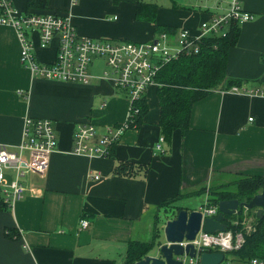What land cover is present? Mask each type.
I'll use <instances>...</instances> for the list:
<instances>
[{"label":"crops","instance_id":"obj_1","mask_svg":"<svg viewBox=\"0 0 264 264\" xmlns=\"http://www.w3.org/2000/svg\"><path fill=\"white\" fill-rule=\"evenodd\" d=\"M7 1L25 11L26 0ZM138 1L48 0L47 11L69 13L80 36L138 43L155 39V25L175 28L169 38L176 39L225 13V3L216 9L214 0H141L158 6L153 25L136 20ZM238 2L252 19L240 24L226 74L242 82L231 88L264 91V0ZM30 39L38 61L54 60L55 40L41 48L36 33ZM19 50L15 30L0 25V145L17 151L28 116L52 121L60 152L51 155L43 175L26 173L22 198L0 211V264H123L127 244L149 241L155 219L171 209L163 202L175 199V206L194 209L200 204L195 196L206 199V190L197 192L208 183L219 186L237 174L264 176V96L214 90L192 105L188 128L173 132L158 150L159 107L150 87L143 125L125 131L112 156H77L67 153L77 125L90 122L101 135L125 122L128 100L102 78L101 61L90 67L95 79L89 84L49 81L20 64ZM126 162L148 166V174L114 175L115 166ZM81 220L87 228L81 229ZM7 229L18 236L7 237Z\"/></svg>","mask_w":264,"mask_h":264},{"label":"built area","instance_id":"obj_2","mask_svg":"<svg viewBox=\"0 0 264 264\" xmlns=\"http://www.w3.org/2000/svg\"><path fill=\"white\" fill-rule=\"evenodd\" d=\"M217 4L225 3V13L212 16L209 21L201 22L196 33L182 30L176 39H170L166 33H160L149 42H114L78 35L71 22L69 13L27 14L17 11L11 2L0 0V25L12 27L17 35L20 51L19 62L27 68L33 77L66 83L89 84L95 77L90 67L101 61L105 67L102 78L111 81L115 91L124 96L129 103L125 122L117 126L106 127L101 135L96 133L90 122L77 125L72 135V145L67 153L77 156L107 158L110 148L118 142L128 126L136 110L134 104L146 96L150 87L157 86L156 76L159 69L178 56L195 55L199 52L204 39L211 36L224 35L231 23L238 25L248 22L252 15L245 11L238 0H214ZM73 3L76 0H72ZM36 33L41 48H47L56 41V52L52 62L38 61L33 53L30 35ZM232 92H242L264 96V91L231 88ZM164 142L161 136L155 148L161 150ZM55 152H60L56 132L50 119L25 117L21 133V141L17 151H9L0 145V195L10 208L22 198L25 191L23 180L26 173L43 175L49 159ZM10 178V179H9ZM89 178L99 180L98 175ZM217 205L208 202V194L204 202L196 208L205 218L218 214ZM81 229L89 225L86 220L79 223ZM244 242L242 233L231 230L215 234L204 233L201 227L194 239L178 243L185 248L191 245L194 257L186 254L177 257L182 264H199L203 252H219L225 255L238 250ZM225 264H230L226 262ZM246 264H264L263 259L253 258Z\"/></svg>","mask_w":264,"mask_h":264},{"label":"trees","instance_id":"obj_3","mask_svg":"<svg viewBox=\"0 0 264 264\" xmlns=\"http://www.w3.org/2000/svg\"><path fill=\"white\" fill-rule=\"evenodd\" d=\"M158 6L155 3L137 2L135 18L137 21L155 24ZM48 0H26L25 13L47 14ZM175 28L167 26H154L155 36L160 33L174 34ZM240 25L231 23L224 35L207 37L201 43L200 50L195 55L182 54L165 63L156 76L157 86L155 96L158 101L159 119L158 127L164 141H168L173 132H182L188 128L189 116L192 105L217 89H229L232 86L241 85L240 80L232 79L226 74V58L228 51L237 43ZM152 88V87H151ZM148 92V91H147ZM135 114L129 129H138L143 125L148 113V100L143 97L134 104ZM115 144L109 150V156L114 153ZM133 162L121 163L113 169V174L118 177L131 178L137 172L148 174L149 168ZM264 185V176H241L229 185L211 187L208 194V202L217 205L219 201L237 199L239 202H248ZM204 187L197 193L204 192ZM178 199V198H177ZM175 199L163 202L161 206L176 208ZM160 206V207H161ZM10 208L3 202L0 195V211ZM242 209H238L235 215L226 216L227 230L233 233L242 231L240 222L243 219ZM250 213L251 210H246ZM252 232L243 234L244 242L238 250L228 253L230 264H246L250 259L264 260V215L258 218L253 214ZM232 219L238 221L237 225L230 223ZM159 222L155 219L151 239L147 242L130 241L127 244L125 260L123 264H134L142 260L153 248L159 232ZM18 233L13 229L6 230V236L13 238Z\"/></svg>","mask_w":264,"mask_h":264},{"label":"water","instance_id":"obj_4","mask_svg":"<svg viewBox=\"0 0 264 264\" xmlns=\"http://www.w3.org/2000/svg\"><path fill=\"white\" fill-rule=\"evenodd\" d=\"M218 214L215 217L201 219V214L196 208L176 207L166 210L161 214L164 222H161L164 244L158 246L155 256L147 254L142 260L134 264H182L177 258L186 254L194 257V249L191 245L185 248L178 243L183 240L191 241L198 233L215 234L225 232L227 229L226 216L235 215L238 209L255 210L258 218L264 215V185L248 202H239L237 199L222 200L217 203ZM160 218V220H161ZM224 255L219 252H203L199 257V264H222Z\"/></svg>","mask_w":264,"mask_h":264},{"label":"rangeland","instance_id":"obj_5","mask_svg":"<svg viewBox=\"0 0 264 264\" xmlns=\"http://www.w3.org/2000/svg\"><path fill=\"white\" fill-rule=\"evenodd\" d=\"M145 1H150V0H145ZM160 1L161 0H159V3H160ZM166 1H169V0H166ZM201 3H204V2H201ZM20 51V50H19ZM97 63V65H99L100 66V61H97L96 62ZM95 63V64H96ZM241 176H245V175H242V174H237V175H235V176H227V178H226V182L225 183H223L222 185H229V184H231V183H233L235 180H237L239 177H241ZM216 185H212V184H210V183H208V184H206L205 185V187H204V189L207 191V194H209V189L211 188V187H215ZM219 186H221V185H219ZM194 200V202L196 201V202H198V203H200L199 204V206L204 202V195H199V196H195V199H193ZM192 203V202H191ZM181 205H184V204H181ZM195 205V204H194ZM198 206V207H199ZM187 208H190V207H192V206H186ZM197 207V208H198ZM253 214H255V210H251V212L250 213H248V212H246V210L244 209L243 210V212H242V216H243V219H242V221L240 222V224L242 225V231H239V232H235V233H242V234H248L249 232H252V222H253V220H254V218H253ZM161 218V217H160ZM158 222H159V225H160V223L162 222H164V220L161 218V220H158ZM230 223H232L233 225H237L238 224V221L236 220V219H232L231 221H230ZM164 239H163V233H162V231H159L158 232V235H157V238H156V240H155V244H154V246H153V248L149 251V255L150 256H155L156 255V251H157V249H158V246H160V245H162V244H164ZM227 260H229V255L228 254H226L225 255V261H224V263H222V264H225L226 263V261Z\"/></svg>","mask_w":264,"mask_h":264}]
</instances>
